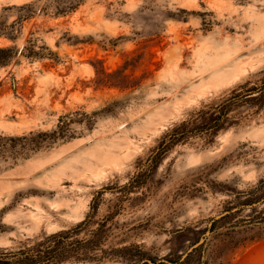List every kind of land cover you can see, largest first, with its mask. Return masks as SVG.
<instances>
[{"label": "rangeland", "instance_id": "obj_1", "mask_svg": "<svg viewBox=\"0 0 264 264\" xmlns=\"http://www.w3.org/2000/svg\"><path fill=\"white\" fill-rule=\"evenodd\" d=\"M44 1L0 0L17 37L0 47L31 40L53 53L0 68V136L109 114L27 160L0 158V252L86 220L72 239L95 250L61 264H135L118 258L130 246L175 258L233 208L214 246L241 243L230 264H264V95L251 91L264 81V0H87L65 17L19 20L15 7ZM177 8L187 21L155 31ZM181 123L195 134L155 160Z\"/></svg>", "mask_w": 264, "mask_h": 264}, {"label": "trees", "instance_id": "obj_2", "mask_svg": "<svg viewBox=\"0 0 264 264\" xmlns=\"http://www.w3.org/2000/svg\"><path fill=\"white\" fill-rule=\"evenodd\" d=\"M86 1L87 0H45L39 9H35L36 2L26 3L15 8L21 13L19 20L29 19L33 17L36 12L44 16L50 15L57 18L65 17L74 13ZM189 14L190 12L180 8H177L175 12L167 11L163 15L162 22L156 25L155 31H160L165 21L172 20L186 22ZM15 25L16 23L7 25L4 21H1L0 18V38L15 43L17 39V37L13 35ZM35 47L36 43L31 40H28L21 50H19L16 45L0 47V68H5L11 65L19 56L26 58L29 61H34L47 58V56L48 58H51L53 55L50 51L48 54L43 52L48 50L47 47L41 46L39 47V50H35ZM251 91H256L254 92L256 94L259 93L255 98L258 99L259 97H262L264 95V81L260 88H254L251 89ZM250 95L251 94H248V96ZM107 114H109L108 108H103L91 113L76 111L60 116L55 128L48 131L30 132L20 136H0V158L12 161L27 160L40 151L51 149L60 143L75 139L76 135L72 128L73 125H80L83 129L90 131L95 124L96 116ZM77 116H80V119H76L75 117ZM188 125L189 124L187 123H181L174 131H172L168 141L162 140L160 142L158 146L159 152L155 156V160L159 159L177 142L183 141L189 135L195 134L194 130H196V127L190 129ZM218 129V127H215L214 130ZM251 204L253 203H247L245 206L252 207ZM231 209H229L226 215L212 222L211 227L202 233L203 235L206 232L208 236L203 235V241L188 253L186 251L181 255H177L175 258H172L171 255L160 259L145 258L144 254H142L137 248L130 246L124 247L118 251L120 254L118 258L123 263L134 261L135 264H230L229 254H232L234 250L241 246V243L232 246L215 247L214 243L216 242V238L214 237L219 236L221 230L225 228L223 223L231 218L233 213L230 211ZM263 213V210H261L257 214ZM262 220L264 223V217H262ZM84 225H86V220L82 221L75 228L50 235L48 237L51 241L49 244H39L35 249L18 251L16 253L0 252V264H61L72 258H74V260H86V255L82 256L80 252H83V250L86 249L89 252L95 250L96 247L92 248L91 245L86 247L85 245L88 244L87 242L74 241L72 239V237L75 236ZM198 243L199 240L195 241L191 247ZM132 251H135L134 253L137 252L138 255L131 254Z\"/></svg>", "mask_w": 264, "mask_h": 264}, {"label": "water", "instance_id": "obj_3", "mask_svg": "<svg viewBox=\"0 0 264 264\" xmlns=\"http://www.w3.org/2000/svg\"><path fill=\"white\" fill-rule=\"evenodd\" d=\"M199 244H200V243H198L197 245L192 246V247L188 250V252H190L193 248L197 247ZM188 252H187V253H188Z\"/></svg>", "mask_w": 264, "mask_h": 264}]
</instances>
